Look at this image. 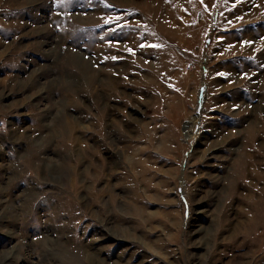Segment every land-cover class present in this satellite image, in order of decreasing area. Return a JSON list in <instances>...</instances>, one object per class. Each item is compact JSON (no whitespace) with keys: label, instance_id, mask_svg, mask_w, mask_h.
Listing matches in <instances>:
<instances>
[{"label":"rangeland","instance_id":"rangeland-1","mask_svg":"<svg viewBox=\"0 0 264 264\" xmlns=\"http://www.w3.org/2000/svg\"><path fill=\"white\" fill-rule=\"evenodd\" d=\"M0 264H264V0H0Z\"/></svg>","mask_w":264,"mask_h":264},{"label":"bare ground","instance_id":"bare-ground-1","mask_svg":"<svg viewBox=\"0 0 264 264\" xmlns=\"http://www.w3.org/2000/svg\"><path fill=\"white\" fill-rule=\"evenodd\" d=\"M93 254H94V253H93ZM93 254H92V255H93ZM92 255H91V256H92ZM94 256H95V255H94ZM92 257H93V256H92ZM103 260H104V259H103Z\"/></svg>","mask_w":264,"mask_h":264}]
</instances>
